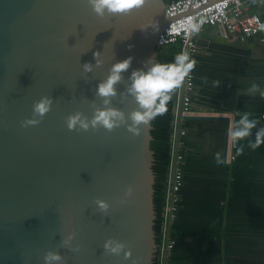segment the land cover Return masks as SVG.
<instances>
[{
	"label": "water",
	"instance_id": "water-1",
	"mask_svg": "<svg viewBox=\"0 0 264 264\" xmlns=\"http://www.w3.org/2000/svg\"><path fill=\"white\" fill-rule=\"evenodd\" d=\"M167 2L145 0L128 14L101 17L87 0H0V264H44L49 249L61 264H155L151 121L134 135L124 124L69 129L66 118L103 107L97 83L129 55L111 103L125 113L136 107L126 92L129 74L149 57L158 61V36L171 20ZM148 20L155 28L141 29ZM95 51L103 63L86 73L82 65L95 64ZM43 95L53 98L50 110L24 125ZM173 98L181 114L179 85ZM98 197L107 212L98 210ZM69 232L79 250L62 244ZM108 237L124 241L130 256L105 250Z\"/></svg>",
	"mask_w": 264,
	"mask_h": 264
},
{
	"label": "crops",
	"instance_id": "crops-1",
	"mask_svg": "<svg viewBox=\"0 0 264 264\" xmlns=\"http://www.w3.org/2000/svg\"><path fill=\"white\" fill-rule=\"evenodd\" d=\"M253 11L264 19V0ZM197 42L171 263L264 264V136L252 147L264 129V30L244 41L205 27ZM245 117L255 125L233 146L230 133Z\"/></svg>",
	"mask_w": 264,
	"mask_h": 264
},
{
	"label": "clouds",
	"instance_id": "clouds-1",
	"mask_svg": "<svg viewBox=\"0 0 264 264\" xmlns=\"http://www.w3.org/2000/svg\"><path fill=\"white\" fill-rule=\"evenodd\" d=\"M92 10L98 16L128 14L134 8H139L145 3V0H87ZM149 25L155 28V22L146 21L141 29H146ZM132 47V45H129ZM95 64L84 62L82 68L84 72H91L94 66H100L103 63L100 51L93 53ZM133 57L127 56L122 60L111 64L108 75L97 83L95 95L102 98L103 107L94 106L91 117L77 110L69 113L66 118L69 129H83L103 127L112 130L124 124L126 128L138 135L141 131L140 125L148 124L156 116L166 111L167 102L171 98V90L177 87L184 76L194 66L188 61L187 54H177L172 62H160L149 57L143 62V66L133 68L129 74V84L126 92L134 98L136 107L130 112L125 113L123 109L115 107L111 103V98L117 95L116 84L122 79V73L127 71L131 65ZM255 87V86H254ZM123 95V94H122ZM53 98L49 95H43L33 103L32 116L25 118L24 125H35L39 123L41 117L46 114L52 104ZM241 127L235 128L230 135L234 139L242 138L249 134L250 129L255 125V121L248 120L246 117L240 121ZM264 136V129L257 132V142L252 147H257L260 137ZM133 187L129 185L124 193V197L131 196ZM123 202V198H122ZM96 204L98 210L102 213L107 212L110 205L103 198H97ZM75 238L74 232L67 233L62 244L79 250L80 245H73ZM103 248L111 253L120 254L123 251L124 257L130 256V250L125 242L114 237H108L103 244ZM44 264H61L63 257L58 251L46 250L43 255Z\"/></svg>",
	"mask_w": 264,
	"mask_h": 264
},
{
	"label": "built area",
	"instance_id": "built-area-1",
	"mask_svg": "<svg viewBox=\"0 0 264 264\" xmlns=\"http://www.w3.org/2000/svg\"><path fill=\"white\" fill-rule=\"evenodd\" d=\"M260 0H170L165 14L171 18L159 33L157 49L180 44V54H187L194 62L200 51L197 36L207 26L226 28L241 40L256 36L264 30V19L253 11ZM181 91V114L176 112L171 133V156L168 169L163 221L159 241L156 245L155 264H172L171 258L175 239L171 225L177 219L181 208V189L185 181V140L187 134L184 116L194 114L196 73L194 66L179 84ZM236 145V140H232Z\"/></svg>",
	"mask_w": 264,
	"mask_h": 264
},
{
	"label": "trees",
	"instance_id": "trees-1",
	"mask_svg": "<svg viewBox=\"0 0 264 264\" xmlns=\"http://www.w3.org/2000/svg\"><path fill=\"white\" fill-rule=\"evenodd\" d=\"M170 1V0H167ZM177 54H180V44H173L158 53V61L172 62ZM176 88V87H175ZM174 88V89H175ZM171 90V98L167 102L166 111L156 116L152 121V140L151 149L153 150V169L155 172V192L154 200L157 217L155 220L156 241H159L163 221V207L165 205L168 169L171 156V133L173 128V120L175 113L173 111V91Z\"/></svg>",
	"mask_w": 264,
	"mask_h": 264
}]
</instances>
